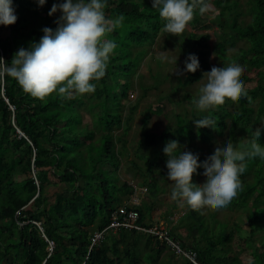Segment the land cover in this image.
<instances>
[{
  "label": "trees",
  "instance_id": "obj_1",
  "mask_svg": "<svg viewBox=\"0 0 264 264\" xmlns=\"http://www.w3.org/2000/svg\"><path fill=\"white\" fill-rule=\"evenodd\" d=\"M59 2L62 0H46L45 5L38 6L36 0H13L16 22L0 25L1 29L8 30L0 41V58L5 63H10L21 47L28 49L32 43H38L43 27L55 30L54 21L60 13L49 16L48 12L53 3ZM191 2L196 6L185 29L187 34L180 41L187 48L182 66L189 54H195L200 68L194 73L185 72V78L177 87L185 89L209 71L208 36L198 31L205 23L202 16L206 8L212 4L217 10L214 17H218L219 28L213 52L225 63L232 60L244 66L240 76L251 101L226 96L223 103L208 110L213 114L212 125L197 128L193 121L206 113L198 112L186 93L182 104L189 106L190 117L187 113L176 116L174 128H166L158 135L147 132L146 126L150 116L159 114L160 110H147L141 115L142 139L135 150V159L144 165L142 169L130 162V166L135 169L133 179H141L136 185L145 188L151 199L150 203L144 200L142 206L133 208L139 215L138 224L146 228H152L146 219L150 218L148 214L151 215L152 204L160 192L153 172L159 161L168 159L163 148L169 140H177L181 149L186 145L199 159L204 153L196 143L210 144L215 137L221 140L225 137L239 148L248 143L264 118V86L261 84L264 79V0H246L244 14L238 11L237 0ZM202 4L206 5L204 12L199 10ZM105 14L111 19L123 15L125 20L107 36L117 47L105 76L95 82L94 93L72 100L53 93L41 100L25 93L7 75L0 81V256L7 264H158L164 251L165 242L149 234L124 230L117 232V236L107 232L100 244L90 247L91 236L107 227L111 212L121 204V197L133 193V188L125 182L118 186L116 176L117 157L121 154L116 151V144L124 143L120 137L127 134L132 123L131 115L125 117V121L121 117L128 80L135 76L156 38L168 35L161 31L164 21L152 9V0H107ZM242 17H248L249 22H240ZM239 43L244 47L228 58V50ZM251 71L254 78L247 75ZM156 79L157 86L167 76L162 78L157 74ZM253 81L256 84L249 87ZM139 89L144 96L151 88L139 85ZM233 104L237 109L231 113L227 107ZM83 113L90 116L89 125L82 124ZM115 130L120 131V137H113ZM258 143L264 146V129ZM201 168L198 163L192 179L202 173ZM167 171L161 173L164 178ZM240 179L242 188L226 208L237 205L247 209L249 236L242 243L244 254L253 258L245 264L250 261L264 264V161L249 160ZM50 185L61 190L47 196ZM201 207H188L190 221L168 238L178 243L184 252L194 254L198 264H239L231 237L225 233L226 225L212 217L208 222L204 220L199 213ZM33 223H39L40 228ZM135 236L147 238L140 258L135 256V245L129 243ZM49 243L53 245L51 249ZM175 257L184 264H191L180 256Z\"/></svg>",
  "mask_w": 264,
  "mask_h": 264
},
{
  "label": "clouds",
  "instance_id": "obj_2",
  "mask_svg": "<svg viewBox=\"0 0 264 264\" xmlns=\"http://www.w3.org/2000/svg\"><path fill=\"white\" fill-rule=\"evenodd\" d=\"M36 3L43 6L46 0H36ZM106 6L107 0H62L53 3L48 15L60 13L54 21L57 24L55 30L43 27L39 42L32 43L28 49H18L10 63L0 58V81L7 75L25 93L41 100L53 93L64 100L94 93L95 82L105 76L110 57L117 47L115 41L107 36L125 20L123 15L107 18ZM195 6L191 0H152V9L164 21L161 31L177 37L192 20ZM205 8L206 5L202 4L200 12H204ZM16 20L13 0H0V25H12ZM159 59L174 64V71L180 75L194 73L200 68L195 54L186 57L182 71L176 68L178 57L161 54ZM243 70L242 64L230 60L216 63L203 74L192 101L198 112L206 113L193 121L197 128L212 125L213 114L208 110L223 103L226 96L233 100L244 98L251 101L240 76ZM261 129H264V118L260 120V127L254 129L248 143L238 148L228 140L215 141L212 149L199 159L195 153L182 151L177 140H169L163 153L168 158L166 168L172 187L171 199L180 206H208L215 210L226 208L242 188L240 177L246 171L247 162L253 159L264 161V146L258 143ZM19 135L25 139L23 134ZM198 163L202 165L200 170L206 174L199 183L191 175Z\"/></svg>",
  "mask_w": 264,
  "mask_h": 264
},
{
  "label": "rangeland",
  "instance_id": "obj_3",
  "mask_svg": "<svg viewBox=\"0 0 264 264\" xmlns=\"http://www.w3.org/2000/svg\"><path fill=\"white\" fill-rule=\"evenodd\" d=\"M246 0H237L239 4L238 11L244 14L243 8L245 7ZM51 8V6L49 7ZM55 13L54 15H57ZM217 14V10L215 6L210 4L205 11V15L202 16L203 27L198 31L199 34L208 36V48L207 58L209 61V71L212 66L216 63H225L223 60L219 59L213 52V48L215 44L218 42V34L219 28L216 25V21L218 17H214ZM209 17V19H208ZM216 18V19H215ZM210 20H212L210 22ZM244 21L246 23L249 22L248 17H242L240 22ZM8 30H4L0 28V41H3L6 37ZM188 32V31H187ZM187 33L184 31L178 37L175 35H159L154 43L150 46V50L147 51V55L141 60L140 65L137 68L135 76L131 77L128 80L129 89L127 92V97L124 101H122V113L123 120L125 121V117L131 115V124L130 130L126 135L120 137V131H114V138H122L124 140L123 144H116V151L121 152L118 154L119 167L116 171V176L118 178L117 185L120 186L121 183H127L132 188H136L135 196L134 193H128L125 196L121 197L120 205L116 208L123 206H130L131 200L136 197L139 201L142 200L141 206L146 201L150 203V197H148V192L146 189L139 188L136 183H139L141 179H133V169L130 165V162H134L139 165L143 169L144 163L135 159V150L142 139V116L147 110L157 111L160 110L159 114H154L150 116L148 125L146 126L147 132L151 134L158 135L166 128H174L176 122V116H181L185 113L188 114V118L190 117V108L188 105L182 104V97L184 94H189L192 100L196 97L198 87L201 83L200 79L192 84L191 86L183 89V87H177L182 80L185 78L186 73L183 75L178 74L175 70L174 64H169L167 62H161L159 59L161 54H164L171 58H176V68L180 71L184 69L182 66L183 54L187 52V48L181 45L180 41L185 37ZM185 47V48H184ZM244 47L242 43L236 45V47L232 50H228L227 57H232L234 53L238 50V48ZM182 48V49H180ZM184 48V49H183ZM160 61V63H158ZM264 73V70H262ZM157 74L164 78L167 76L166 80H161L156 86V76ZM249 77L254 78L253 71L247 74ZM160 82V78L158 79ZM256 84V82H251L249 87ZM262 86H264V79L262 81ZM139 85L145 88H151L147 91V93L142 96V93L139 89ZM156 86V87H155ZM177 88V89H176ZM177 90V92H173V90ZM85 102V101H84ZM235 108L237 109V105L233 104L228 106L227 109L233 113ZM84 118L82 121L83 125L90 124V116L87 113H83ZM227 124H230V121L226 120ZM123 129V126H122ZM124 130V129H123ZM227 133V132H226ZM225 133V135H226ZM98 135H96L95 139H97ZM225 137L216 138L215 141H223ZM213 141L210 144L196 143V146L200 147L203 150V153H207L213 147ZM182 151H189L190 148L186 145L182 147ZM166 162L159 161L157 169L153 172V178L156 181V185L158 188L159 194L157 198L153 202V206L151 207V215L150 218L146 219V222L150 227L156 228L160 231H164L167 237L171 235L173 232H180L184 226L190 221L188 217V207L180 206V204L175 203L174 200L171 199V181L167 178H164L161 173L166 170ZM206 174L204 172L198 173L193 180L197 183L201 182L205 178ZM50 182H53L52 179H49ZM80 186L83 184L80 183ZM139 189L142 191L139 193ZM61 190L60 187L53 188L51 185L47 189V196H52L53 192H59ZM147 198V199H146ZM145 200V201H144ZM146 209L147 206L144 205ZM199 213L203 216L204 220L207 222L210 221L212 217L215 221L221 224L226 225L225 233L227 236L231 237V245L233 250L238 256L239 264H245L246 261L251 260L252 256H247L244 254L245 246H243L242 241L245 240L248 235V230L246 227V214L247 209L241 208L237 205L229 206L226 209L215 210L208 206H202L199 209ZM35 225H39V223H34ZM40 227V226H39ZM176 230V231H175ZM113 236H117V234L112 233ZM260 235V234H258ZM147 238L143 236H135L134 238L129 239V243L134 244L135 256H141L142 252H144V244ZM108 244V241H105ZM164 251L160 256V260L158 264H184L182 260L175 259L174 253L171 251V248L164 243ZM175 257V258H174ZM178 260V261H177ZM0 264H7V262H3L0 256ZM127 264V263H123Z\"/></svg>",
  "mask_w": 264,
  "mask_h": 264
},
{
  "label": "built area",
  "instance_id": "obj_4",
  "mask_svg": "<svg viewBox=\"0 0 264 264\" xmlns=\"http://www.w3.org/2000/svg\"><path fill=\"white\" fill-rule=\"evenodd\" d=\"M145 189V188H143ZM137 189L133 187V193L135 196V191ZM141 190L139 189V193L141 194ZM139 207V200L138 198L134 197L131 202L130 206H123L119 207L113 212H111L109 216V224L100 232H95L90 238V247L98 245L102 242L104 234L107 232L117 233L121 230L128 231V232H136V233H144L149 234L158 240L165 242L170 248L171 251L174 253L175 256H180L186 260H188L191 264H198L195 260L194 254H189L181 250L178 243H176L171 238H168L167 235L156 228H146L138 224L139 215L137 211L133 208ZM39 227V225H36ZM41 230V229H40ZM52 244L49 243L50 249L52 248Z\"/></svg>",
  "mask_w": 264,
  "mask_h": 264
},
{
  "label": "crops",
  "instance_id": "obj_5",
  "mask_svg": "<svg viewBox=\"0 0 264 264\" xmlns=\"http://www.w3.org/2000/svg\"><path fill=\"white\" fill-rule=\"evenodd\" d=\"M141 203H142V200H141V201H139V206H141ZM114 234H117V233H114Z\"/></svg>",
  "mask_w": 264,
  "mask_h": 264
}]
</instances>
